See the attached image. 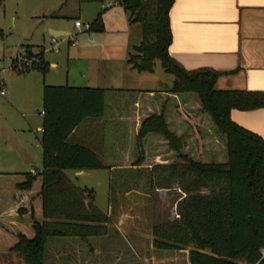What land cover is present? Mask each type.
<instances>
[{
	"label": "trees",
	"instance_id": "1",
	"mask_svg": "<svg viewBox=\"0 0 264 264\" xmlns=\"http://www.w3.org/2000/svg\"><path fill=\"white\" fill-rule=\"evenodd\" d=\"M84 1L103 2L79 0ZM173 3L174 0L118 2L128 15V22L139 24L141 28V41L133 48L127 64L137 73H152L155 61H159L162 70L173 77L171 87L165 88V92L187 100L191 110L186 116L194 120L193 125L182 122L181 127L186 131L184 129L178 134L175 127L171 128L167 122L165 101L160 112L151 113L142 120L135 141L129 142L137 153L136 160H132L127 169L111 172L115 167L102 163L85 147L68 144L67 138L83 121L102 119L106 99L116 91L44 86L41 167L24 174V181L16 186L19 218L27 213L23 194L28 192L29 198L31 192L37 193L28 203V231L25 226L19 232L7 230V235L15 236L14 243L8 237L3 239L4 231H0V239H3L0 252L18 254L25 264H49L46 259L50 254L49 242L54 240L63 241L61 249L69 254L65 261L76 258L71 255L74 247L65 244L66 241L77 242L91 255L94 250L91 241L111 240L109 244L114 247L119 242L116 239L120 233L109 226L118 220L120 213L127 214L129 220L126 224L130 225L132 219L136 220V209L143 205L150 207L152 201L148 195H142L149 197L146 205L138 203V196L143 191L136 188L141 182L152 188L155 182L158 183L155 189L170 190L175 186L183 195L176 205L178 219L162 225L150 224L144 232L133 222L132 234L125 235L127 240L145 236L152 252L183 255L186 264H264V142L230 120L232 110L248 112L261 109L264 94L217 91L214 85L219 73L209 69L186 71L171 59L168 54L171 44L169 11ZM87 32H104L102 13L89 24ZM0 37L3 38L1 30ZM27 58L36 61L26 69L19 68L14 62L12 69L18 73L33 70L45 76L49 64L43 50L36 56L28 51ZM189 131L192 135L197 134L202 148L211 152L217 149L213 135L217 136L223 143L224 155L204 152V158H210L194 156L191 150L198 140L188 143ZM148 136L162 140L167 153L174 154L178 162L154 165L143 179L140 173L144 170L142 163L147 154L144 140ZM103 169L110 171L112 185L120 189L116 196L109 195V215L101 213L91 202L84 205L79 191L64 174L67 171ZM156 171L157 175L154 174ZM36 198L41 202L40 217L34 209ZM89 199L92 200L91 195ZM129 206L131 209L125 214V207ZM136 232H139V237ZM110 233L116 239L113 240ZM170 261L164 260L163 264Z\"/></svg>",
	"mask_w": 264,
	"mask_h": 264
},
{
	"label": "crops",
	"instance_id": "2",
	"mask_svg": "<svg viewBox=\"0 0 264 264\" xmlns=\"http://www.w3.org/2000/svg\"><path fill=\"white\" fill-rule=\"evenodd\" d=\"M115 6L118 7L107 12L105 9L112 7L109 3L101 5L100 9L91 7L90 13L94 17L93 20L99 13H102L104 32L101 34L87 32L89 39L83 40L81 45L70 34L64 32L61 25L43 27V30L46 29L50 34V47L45 48L44 38L42 45L28 44L27 46L43 50L45 61L49 64V70L45 76H41L40 73L33 70L18 73L12 69L15 59H11L10 71L15 79H11L10 82H6L5 79L0 80V92L4 91V95H0V231H4L3 239L8 237L12 243L15 241L14 235L10 236L5 233L7 230L19 232L25 226L24 229L26 228L28 231V221L30 220L28 203L30 198L37 196V193L31 192L29 198L28 192L23 194L27 213L19 218L17 216L16 186L24 181V174L32 173L34 168L41 167L42 105L31 104L34 100L36 104L39 103L44 86L99 88L116 91V93L111 92V99L108 103L106 101L102 119L83 121L67 138L68 144L85 147L95 153L102 163L115 167L111 168V172L117 169L122 171L131 165L129 142L131 139L135 141L142 120L151 113L160 112L165 101L167 104L164 111L171 128L175 127L174 130L180 134L185 129L181 127L182 122L187 121L193 125L194 120L187 119L186 116L187 112L191 110L187 100L165 92V88L171 87L173 80L158 91L149 88L140 90L136 89L138 86H129L125 80H131L133 83H145L153 72L137 73L127 64V69L122 68V72L113 73V66L109 65V68V66L99 65L104 59V44L111 47L107 42L109 41L107 37L110 35L108 25L115 27L113 35L120 34L125 38L122 43L124 47L122 64L127 63L130 55L129 50L133 51V48L138 46L137 43L141 41L138 38L139 40H136L138 42H130L128 15L117 3ZM76 21L79 20L76 19L74 23ZM91 22L87 23L88 27ZM124 24L127 27L119 31V27H123ZM169 26L171 44L168 54L183 69L186 71L209 69L219 73L214 85L217 91L264 94V0H174L169 11ZM53 33H65V35L54 36ZM61 47H65L66 50L65 73L59 71V68L62 69L59 67V63L50 62L45 57L48 52L59 53ZM108 59L113 61L112 56H109ZM11 81L15 86H12ZM176 105L179 106L177 109L174 108ZM38 106L41 107V112H37L38 121L35 122L33 119L35 116L34 107ZM230 120L264 142V106L259 110L248 112L232 110ZM192 134L189 131L188 143L198 140L197 134ZM10 139L15 141L11 142ZM149 139L154 143V162L155 164L158 161L160 163L159 150L164 148L163 141L155 136H148L144 140L145 149ZM198 142L201 143L199 140ZM89 172L92 171H67L64 174L75 187L81 188L77 185L82 178L89 176ZM83 189L89 190L87 187H83ZM90 191L93 195V206L101 213L109 215V204L106 207L99 206L95 201L93 190L90 189ZM33 203L36 215L40 217L41 202L36 198ZM128 220V216L121 214L112 225L115 226L117 232L126 235V226H128L129 232L132 231V225L126 224ZM136 234L139 237V232ZM139 238H136L139 243L137 245L142 243V239ZM3 239H0V242L3 243ZM119 240L121 239L119 238ZM110 241H91L94 247L92 258H97L103 253L105 256L109 254L111 252L109 249L101 252L96 248L99 244H109ZM67 243L74 247V250L71 251L73 258L74 255L77 257L82 248L77 242L66 241L65 244ZM62 244L63 241L58 240L49 242L50 254L46 258L49 264H68L70 261L74 264V260L65 261L69 254L63 255ZM109 245L111 246V244ZM135 253L138 254L137 251ZM13 256L15 253L0 252V264L2 260ZM181 258L186 264L185 256L181 257L178 254L170 256L168 259L171 261L168 264H178L177 261H180ZM141 260L143 263L150 259ZM161 261L154 257L152 264H160Z\"/></svg>",
	"mask_w": 264,
	"mask_h": 264
},
{
	"label": "rangeland",
	"instance_id": "3",
	"mask_svg": "<svg viewBox=\"0 0 264 264\" xmlns=\"http://www.w3.org/2000/svg\"><path fill=\"white\" fill-rule=\"evenodd\" d=\"M122 0H103L102 3L99 2H79V0H0V30L3 33V38L0 37V80L5 79L6 82H10L11 79H15V76L11 73V59H15L14 62H16V65L21 69H26L31 66L34 60H29L27 58V52L30 51L34 56L39 54L42 49L40 48H32L30 46H27L28 44L39 46L43 44V38H44V45L45 48L48 49L50 47L49 40H50V34L46 29L43 30V27L46 28L47 26H54V25H61L64 32L70 34V36L73 39H76L79 45L83 44V40L89 39L86 25L87 23L91 22L94 18L92 13H90L91 7H95L100 9L101 5L111 4L112 7L109 9H105L106 12L116 9L118 6H115V4L118 2H121ZM89 9V10H88ZM122 13V12H121ZM96 18V17H95ZM78 19L81 23V28L77 29L74 26V21ZM91 20V21H90ZM126 24V23H125ZM124 26L119 27V31L124 30L126 27ZM127 25V24H126ZM130 26V42L135 43L138 42L136 40H141V28L139 24H129ZM115 27H112L108 25L109 29V46L105 43V52H104V59H102L101 63L99 65L108 67L109 65L114 68L113 73H119L122 72V68L127 69V63L122 64V59L124 58V47L122 46V43H124L125 38L122 37V35H113V29ZM139 38V39H138ZM113 43V45H112ZM139 44V43H137ZM27 46V47H26ZM113 47V48H112ZM130 54H133L132 49L129 50ZM66 50L65 47H61V51L59 53H55V51L46 53L45 57L48 61H55L59 63V71L61 70L63 73H65V55ZM17 56L21 57V60H17ZM113 57V61H109L108 57ZM107 59V60H106ZM36 61V60H35ZM34 61V62H35ZM20 65V66H19ZM93 66V64H91ZM109 66V68H110ZM121 70V71H120ZM38 77V76H37ZM173 80V77L171 75L166 74L161 66L159 61H155L154 63V69L153 73L150 74V78L145 81V83H133L131 80L126 79L125 82L129 86H138L136 89L142 90V88H149L155 91L161 90L164 88L165 85L170 84V82ZM12 86L13 85V81ZM111 96L107 97V103L110 100ZM42 96L39 99V103L36 104V101H32L34 106L36 105H42ZM39 107V106H38ZM35 108V116L34 121L37 122V114L41 112V107ZM38 112V113H37ZM214 141L217 144V149H213V151H209V149L202 148L201 143H193L195 146H193V150L191 152L194 154V156H198L199 158H204L206 155H202L205 153H214L218 152V154H223V143L221 140L218 139L217 136L213 135ZM32 139L33 136H32ZM11 142H14V139H10ZM132 142V139H131ZM131 145V143H129ZM134 145V142L132 146ZM154 143L149 139L147 141V148H146V155H145V161H144V170L142 169L140 175L143 177H147V171L148 169L152 168L154 165H158L159 161L155 164L154 159ZM135 148L131 147L129 148V154L131 156L132 160H136L137 153L134 151ZM167 148H162L159 150L160 152V163L159 165H168L178 162V159L176 156L168 154ZM224 155V154H223ZM210 157H206L204 159H208ZM226 160L223 159L222 162ZM147 168V169H145ZM144 171V172H143ZM160 172V171H159ZM155 175L158 174V171L154 173ZM89 176H85L80 180L78 183L81 188L73 186L79 191V194L81 198H83L84 205H89V203H92V200L89 199L90 195H92L93 190L94 192V198L96 203L104 207L107 206L110 198V194L113 196H116V193L120 191V189H115L114 185H112L114 182L112 180V176L109 173L108 169L103 170H95L92 172H89ZM146 181V180H145ZM144 183V184H143ZM122 184V183H120ZM158 183L154 182V185H152V188H149L148 183L141 182L139 185H137L140 191L138 196V203L142 204L144 203L146 205L147 200L152 201L150 204V207L140 206L138 209H136V220L130 222L135 223L140 227V231L144 232L146 231L150 224L154 225H162L167 222H172L176 219H178V213L176 209V205L178 202L182 200V195L179 193L180 191L177 189V187H172L170 190H161V189H155L157 187ZM129 185V184H128ZM83 187H87V189H83ZM120 187H124L121 186ZM130 189V188H129ZM85 190V191H84ZM111 192V193H110ZM147 193V194H146ZM142 195L149 196L142 197ZM93 198V197H92ZM131 202L133 200L131 199ZM130 208H126L124 210V213L126 214L127 211H130ZM124 209V208H123ZM151 210V211H150ZM131 213V212H129ZM123 213H120V215ZM127 215V214H126ZM134 215V214H133ZM151 217V219L148 217ZM131 216V215H129ZM134 218V217H133ZM116 221V220H114ZM151 221V222H150ZM143 226V227H142ZM113 230H115L114 225H110ZM125 233L127 235H130L131 233L125 229ZM110 237H113V240L116 239L115 235L111 234ZM121 237V240L119 242L115 243V246H110L109 244L102 243L99 244L96 248L99 249L101 252L105 251V249L111 250L109 254L106 256L101 255L97 258H92L91 254L88 253L85 247L82 246V250L79 252L78 256L74 259V264H148L151 263L154 260V257L158 260H169V257H165V255H172L171 253H164L160 251H151L150 246L148 243H146L145 236L142 237V243L139 244L138 241L133 240L132 238L127 240L125 238V235L123 233L119 234V237ZM148 241V239H147ZM136 243V245H135ZM136 249H138L140 252V255H136ZM10 253V252H8ZM67 254L63 252V255ZM183 255H181L182 257ZM138 257V258H137ZM153 257V259H151ZM147 259L149 261L141 262V259ZM72 259H68L70 261ZM141 260V261H140ZM160 262V264H163V262ZM1 264H25L23 259L18 255L15 254L13 257H9L6 260H2ZM148 262V263H147ZM178 264H184L182 258L180 261H177ZM68 264H72V261H70ZM157 264V263H155Z\"/></svg>",
	"mask_w": 264,
	"mask_h": 264
},
{
	"label": "built area",
	"instance_id": "4",
	"mask_svg": "<svg viewBox=\"0 0 264 264\" xmlns=\"http://www.w3.org/2000/svg\"><path fill=\"white\" fill-rule=\"evenodd\" d=\"M74 25H75V27L76 28H80L81 27V23L79 22V21H76L75 23H74ZM86 29H88V25H86ZM17 60H21V57L20 56H17ZM20 66V65H19ZM0 95L1 96H3L4 95V91L2 90L1 92H0Z\"/></svg>",
	"mask_w": 264,
	"mask_h": 264
},
{
	"label": "water",
	"instance_id": "5",
	"mask_svg": "<svg viewBox=\"0 0 264 264\" xmlns=\"http://www.w3.org/2000/svg\"><path fill=\"white\" fill-rule=\"evenodd\" d=\"M52 35H54V36H56V35H59V36H64V35H65V33H59V34H57V33H53Z\"/></svg>",
	"mask_w": 264,
	"mask_h": 264
}]
</instances>
